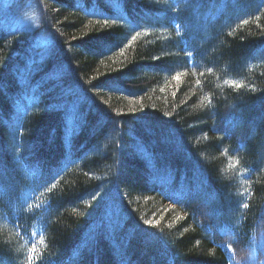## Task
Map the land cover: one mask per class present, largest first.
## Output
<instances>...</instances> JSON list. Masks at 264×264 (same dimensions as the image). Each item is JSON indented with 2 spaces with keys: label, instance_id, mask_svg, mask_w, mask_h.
<instances>
[{
  "label": "trees",
  "instance_id": "1",
  "mask_svg": "<svg viewBox=\"0 0 264 264\" xmlns=\"http://www.w3.org/2000/svg\"><path fill=\"white\" fill-rule=\"evenodd\" d=\"M33 246L264 264V0H0V264Z\"/></svg>",
  "mask_w": 264,
  "mask_h": 264
},
{
  "label": "snow or ice",
  "instance_id": "2",
  "mask_svg": "<svg viewBox=\"0 0 264 264\" xmlns=\"http://www.w3.org/2000/svg\"><path fill=\"white\" fill-rule=\"evenodd\" d=\"M114 22V21H113ZM103 23L105 24V25H107L108 24V20H104L103 21ZM245 24H247L248 23V21H245L244 22ZM140 35V33H136V35H134V36H132L131 37V41L129 42V47L131 46V43L132 42H134V41H136V39H137V37ZM121 58H123V56H124V49H121V51H120V53L118 54ZM101 63H103V61H101ZM180 79V77L179 76H177V77H173V80H179ZM239 86H242V85H238V87ZM165 87H167V86H165ZM53 187H55V185H53ZM146 223L149 225V226H153V224H154V221H152V220H148V221H146ZM31 249V248H30ZM36 255L37 254H33L32 256H31V259L34 261V259H35V257H36ZM28 259H29V257H28Z\"/></svg>",
  "mask_w": 264,
  "mask_h": 264
},
{
  "label": "clouds",
  "instance_id": "3",
  "mask_svg": "<svg viewBox=\"0 0 264 264\" xmlns=\"http://www.w3.org/2000/svg\"><path fill=\"white\" fill-rule=\"evenodd\" d=\"M26 15H27L29 18H31L32 20L34 19V13H29V14H26ZM237 163H239V161H238V160H235V158H233V162L230 163V164L228 165V167H229V168H232V167H234L235 164H237ZM243 207L247 208L248 205L245 204V205H243ZM43 242H44V239L41 238L40 244L43 245ZM28 252H29L28 264H34V261L31 259V256H32L33 254H37V248H36L35 246H33L31 249L28 250Z\"/></svg>",
  "mask_w": 264,
  "mask_h": 264
},
{
  "label": "rangeland",
  "instance_id": "4",
  "mask_svg": "<svg viewBox=\"0 0 264 264\" xmlns=\"http://www.w3.org/2000/svg\"><path fill=\"white\" fill-rule=\"evenodd\" d=\"M199 42H200V41H199ZM199 42H198V43H199Z\"/></svg>",
  "mask_w": 264,
  "mask_h": 264
}]
</instances>
